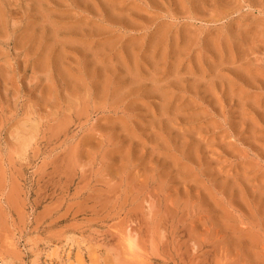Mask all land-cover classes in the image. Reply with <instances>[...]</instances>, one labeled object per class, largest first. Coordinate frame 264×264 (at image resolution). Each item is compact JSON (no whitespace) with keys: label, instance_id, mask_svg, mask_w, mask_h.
I'll list each match as a JSON object with an SVG mask.
<instances>
[{"label":"rangeland","instance_id":"374dc122","mask_svg":"<svg viewBox=\"0 0 264 264\" xmlns=\"http://www.w3.org/2000/svg\"><path fill=\"white\" fill-rule=\"evenodd\" d=\"M0 264H264V0H0Z\"/></svg>","mask_w":264,"mask_h":264}]
</instances>
